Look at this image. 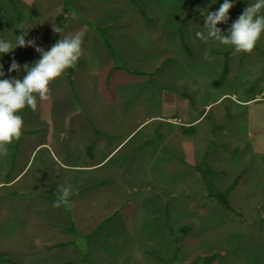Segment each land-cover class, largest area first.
<instances>
[{"label": "crops", "instance_id": "obj_1", "mask_svg": "<svg viewBox=\"0 0 264 264\" xmlns=\"http://www.w3.org/2000/svg\"><path fill=\"white\" fill-rule=\"evenodd\" d=\"M13 1H9V8L16 9V3L14 6L11 4ZM21 1L25 5L35 3V0ZM223 2L218 0L216 3ZM43 3L45 8L49 1L40 0V6ZM111 3L110 9L105 6ZM59 4L62 11L55 25L61 28V33L54 32L53 23L47 22L42 26L46 31H53L47 35L49 38H41L35 46L23 47V57L13 55L9 58L11 64L14 59L20 65V70L8 71V74L22 79L27 74L24 65L31 66L41 58L37 47L47 51L64 35L81 30L85 32L83 56L74 68L67 69L63 76L52 82L51 99L38 100L35 110L25 107L19 113L24 121L23 135L19 141L8 145L11 147L10 157H14L18 167H8V164L0 167V193L5 191L2 195L7 197L3 206L15 207L14 229H21L38 220L41 224L39 235L45 238L40 239L38 244L31 240L22 244L28 251L22 254L17 248L21 254L17 258L23 255L37 259L42 255H46L45 258L61 255V260L55 264H94L89 248L95 243L99 264H160L167 261L168 264L173 261L174 264H181L180 260L177 262L182 255L179 241L188 237L191 223L179 221L176 224L177 206L182 208L180 217L191 215L190 206L198 196H202L201 205L196 206L204 204L211 207L214 203L224 209L219 206L216 209L224 212V216L231 212L215 200L207 199L195 167L206 162L213 171L212 180L216 189L225 191L230 188L228 200L230 197L233 199L229 200L230 208L236 191L245 189L252 192L261 181L257 177L264 176V170L258 163L255 164L259 152L253 153L251 147L247 152H236L240 136L233 132L232 138H223L219 134L218 137L204 136L205 144L221 145L220 156L219 152L208 154L207 145H201L200 149L186 148L183 143L175 145L171 140L178 131L183 136L199 131L197 127L201 116L193 114L189 100L196 87L192 79H199L201 75L193 74L191 66L192 24L200 19L191 16L200 9L196 7L189 13L180 11L165 15L161 14L155 0H132L131 4L136 6L132 12L125 5L117 8L120 4L118 0H91L88 7L82 6L81 0H60ZM209 5L207 9L214 10V6ZM40 10L42 15V6ZM91 10L95 23L89 20L85 21L86 24L67 22L69 15L77 17L84 12L86 15ZM105 16L118 19L109 24ZM16 18L20 25L22 18L19 12ZM124 21L129 23L124 24ZM10 24L14 27V23ZM220 24V29L229 30L227 23ZM23 32L20 31V35ZM18 35L11 36L14 43ZM27 37L26 42L30 41L28 34ZM203 46L213 54L225 56L229 53L227 60L234 56L232 46L226 48L219 42ZM203 63L207 62L204 60ZM228 71L224 61L220 76L224 78ZM138 77L141 78L135 81ZM3 79L8 78L4 76ZM199 88L205 89L203 82L199 83L197 90ZM139 105L158 106L166 110L181 108L183 122H155L162 126H154L144 131L142 136L137 135L136 131L144 124L135 120ZM123 144L139 159V166L132 165L128 169L120 158L119 164L107 166L123 149ZM226 147L228 152L223 151ZM237 157L243 160V165L230 167V162L238 160ZM3 158L6 162V157ZM153 177L158 178L157 183L151 181ZM68 185L72 186V192L67 202L55 207L54 202L61 195L58 186ZM245 197L250 199L251 195ZM45 208V216L39 217ZM92 215L95 216L93 221ZM52 217L55 219L50 220ZM134 219L142 220V228L134 230L131 227V220ZM219 221L216 220V230L235 224L227 220ZM207 226V231L213 227L210 219ZM184 227L188 230L176 234ZM142 229L151 233L153 243L149 242L148 236H144ZM129 234L136 238L142 236L135 245L137 251L127 252L124 256L106 253L107 257L101 251L104 245L99 240L104 242V236L109 240H122ZM10 244L4 243L0 248L7 250ZM160 244L163 246L162 254ZM3 255L7 258L0 259L1 264H14L8 259L12 255L8 252H3ZM29 260L32 261L31 258ZM201 260V264H209ZM26 261L27 258L22 264Z\"/></svg>", "mask_w": 264, "mask_h": 264}, {"label": "rangeland", "instance_id": "obj_2", "mask_svg": "<svg viewBox=\"0 0 264 264\" xmlns=\"http://www.w3.org/2000/svg\"><path fill=\"white\" fill-rule=\"evenodd\" d=\"M48 1L49 3H47L45 8L43 7L44 3L41 4L44 12L40 15V0H35V3L32 5H25L21 0H14L13 3L14 5L16 3L17 12L21 14L22 18L21 24L18 25V18H16L17 12L14 11L16 9L12 6L9 8V0H0V39L14 43L11 36L20 35V31L23 32V30H26L24 33L30 36V41H34L35 43L40 41L41 38H49L47 35H51L53 31H46L42 25L45 26L47 22L55 23L57 21L56 23H58L62 8L61 4H59L60 0ZM113 1L115 2L116 0ZM118 1L120 4L117 8H122L123 5H125L129 12L136 8L134 4H131L132 0ZM217 1L218 0H155L160 6L161 14L165 15L166 13L171 14L180 11L189 13V11L196 7V9H200L191 16L193 19L196 17L198 19L200 18L196 22L193 21L192 24L191 66L193 74L200 73L201 75H199V79H192V84L196 87L192 91L193 94L190 95L189 100L193 114L201 116L198 121L200 124L197 127L199 131L187 136L181 135L178 131V133H175L171 137V140L175 145L178 142L183 143L186 148L200 149L201 145H207V153L211 154L212 152H219L221 150V145L215 143L205 144V138H210L212 135L218 137V134L219 136H223V138H232L233 136L231 133L233 132L238 137L240 136L239 148H237L238 146L236 147V152H247V150H249L248 148L251 147L253 153L257 151L264 154V35L261 36V39L251 53L234 52V56L232 55L228 60L226 56L216 53L213 54L210 52L211 50H206L204 46L202 47V44L206 43L212 45V43H218V41L209 39L208 42H204L196 37V33L198 31L205 34L207 33V29L203 28L206 23L204 18L206 16L205 12L217 11L221 5V3L217 4ZM90 2L91 0H81L82 6L86 5V7H88ZM233 2V7L228 14L231 20L226 22L228 24V29H230L232 23L243 13L244 9L249 4L254 3L255 0H233ZM208 5L211 7L214 6V10L207 9ZM105 6L110 9L112 3ZM92 13L93 11L91 10V13L86 12V15L85 12L83 15L77 17L69 15L67 17V22L73 23L77 21L80 22V24H86L85 21L89 20L95 23L94 19L91 17L94 16ZM202 13H204V15H202ZM262 14H264V11H262ZM117 19V17L105 16V21H108L109 24H113ZM10 23H14V27H12ZM128 23V21H124V24ZM188 25L191 26V22H189ZM21 26L22 29L19 30ZM219 26H221V24L217 25L218 28H220ZM228 31L229 30L226 29L222 30L224 34H228ZM64 34H66V31ZM25 40H28L27 35L25 36ZM22 49L24 48L18 46L14 51L12 50L7 54H0V65H3L2 70L4 76L8 79L13 78V74H8L9 66L11 65V59L9 58L13 57V55L23 57L21 52ZM204 60L207 63L204 64ZM224 61L225 64L228 65L229 71L226 76L222 78V76H220V71L223 68ZM231 69H233V71H230ZM8 75L10 76L8 77ZM206 75L208 76L205 77ZM3 77H0V79H3ZM140 78L141 77L136 78L135 81H138ZM143 78L145 79V77ZM200 82H203L205 89L199 88L198 91L197 87ZM181 114V108L166 110V108H160L158 106L150 107L149 105H139L136 108L135 120L142 121L144 124L136 131L138 132L137 135L142 136L144 131L154 126H162L161 123L155 122H176L179 124L183 122L180 117ZM167 119L168 121H166ZM8 148L9 155L6 157V162H3L4 158L0 156V167L5 164H8V167H18L14 157H10L11 147L8 146ZM120 149L121 148H119L116 153ZM223 151L228 152L227 147L224 148ZM16 153H18V150ZM259 153L256 155L255 164L258 163L261 169L264 170V156ZM113 155L114 154H112L110 158ZM218 155L220 156V152ZM119 158L122 161L121 163L127 166L128 169L132 165L139 166L140 163L139 159L135 158L129 151L128 146H124V144L123 149L108 162L107 166H111L113 163L119 164ZM236 159L238 160L230 162V167L237 168L240 166V163L243 165L244 162L243 160L241 161V158L237 157ZM252 160L253 158H251L249 162V168L252 165ZM253 167L254 165L252 168ZM257 178L261 179V181L259 185L253 188L252 192L245 189L235 192L234 203L231 205V212L226 213L227 215L225 214V216L223 214L224 212L216 211L219 206L217 204L213 203L211 207L205 206L204 204L201 207L196 206L201 205L202 196H198L195 199V203L192 204V207L190 206L191 215L185 214L180 217L182 208L177 206L175 209V211L177 210L176 224L179 221L191 223V231L186 235L188 237H183L179 241L182 255L177 258V262L180 260L181 264H201L202 262L199 263L201 259L204 260L205 257H211L212 259L209 264H264V176L260 175ZM151 181L157 183L158 178L153 177ZM3 192L5 191H1L0 193V247L4 243H11L12 245H8L7 250L0 248V259H6L7 255H3V252H8L12 255L8 259L13 261L14 264H22L26 258V264H29L30 258L32 259V261H30L31 264H41L39 260L55 264L58 260H61V255L52 256V258H45L46 255H42V258H38L39 260L33 256L27 257L26 254V256L23 255L22 258H17V256L21 255L20 253L24 254V252L28 251L22 244L27 243L29 240L38 244L40 239L45 238L39 235L41 232V224L38 220H34L33 224H26L21 229H14L12 222L16 216L15 207L13 205L3 206V201L7 198L5 195H2ZM247 194L251 195L250 199L245 197ZM229 200L231 202L233 199L230 197ZM214 202L216 203V201ZM249 202L250 205H247ZM220 208L224 210L222 207ZM45 210H47V208L43 209L39 217L45 216ZM46 216L49 215L46 214ZM93 218H95L94 215H92V221ZM53 219H55V217H52L50 220ZM208 219H210V223L213 225V227H210V231L206 230V228H209L207 226ZM219 219V222L227 220L235 224L224 225L216 230V220ZM142 224V220H131V227H133L134 230L139 229V227L142 228ZM215 224L216 226H214ZM236 224H238V226ZM146 225L149 226L151 224L146 223ZM215 230L216 232H214ZM233 230L234 233H230V231ZM141 232L145 237H149V242H152V235L148 230L142 229ZM141 237L142 236L136 238L129 234L122 240H109L104 236V242L99 240L100 244L104 245L101 251L105 253V256L106 253L124 256L127 252L137 251V246L135 247V245L139 243L138 241ZM145 240L146 238L144 242ZM127 244H129L128 247L125 246ZM91 245H93L89 248L92 250L90 254L91 260L94 264H99V262L96 261L97 244L92 243ZM17 248H20L19 250L22 252L19 253ZM32 249L33 248L30 250ZM162 253H164L163 246L160 244V254ZM174 263L173 261L170 264ZM160 264H168V261Z\"/></svg>", "mask_w": 264, "mask_h": 264}, {"label": "clouds", "instance_id": "obj_3", "mask_svg": "<svg viewBox=\"0 0 264 264\" xmlns=\"http://www.w3.org/2000/svg\"><path fill=\"white\" fill-rule=\"evenodd\" d=\"M233 4V0H224L217 11L207 13L203 27L207 29V33L198 31L196 37L204 42L212 39L232 46L235 53H251L264 35V0H255L249 4L232 23L228 34H224L217 25L228 21ZM52 30L61 33V28L55 23L52 24ZM26 35L27 33L16 36L15 43L0 39V54H7L18 46H35L34 41L26 42ZM84 36L85 32L81 30L57 40L47 51L37 47L36 51L41 54V58L31 66L24 65L27 74L22 79H0V156L7 157L8 145L19 141L23 135L24 121L19 113L25 107L35 110L38 100H50L52 82L63 76L67 69L76 66L84 54ZM2 69L3 65H0V77L4 76ZM19 70L20 65L13 59L9 72ZM58 190L61 195L54 202L55 207L67 202L72 186H58Z\"/></svg>", "mask_w": 264, "mask_h": 264}, {"label": "trees", "instance_id": "obj_4", "mask_svg": "<svg viewBox=\"0 0 264 264\" xmlns=\"http://www.w3.org/2000/svg\"><path fill=\"white\" fill-rule=\"evenodd\" d=\"M9 1H12V0H9ZM11 4L14 6L13 3ZM225 56L228 57L229 53L225 54ZM195 170L203 183L207 199L215 200L218 204L223 206L225 209L231 210L230 205H229V200H228L230 188L225 191H219L216 189L213 183V180H212L213 171L206 164V162H203L197 165L195 167ZM186 230H188V227L181 228L178 232H176V234H180L182 232H185ZM211 259H212L211 257H205L204 263L210 262Z\"/></svg>", "mask_w": 264, "mask_h": 264}]
</instances>
